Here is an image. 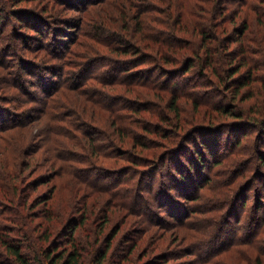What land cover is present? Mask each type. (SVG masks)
<instances>
[{
    "label": "trees",
    "instance_id": "16d2710c",
    "mask_svg": "<svg viewBox=\"0 0 264 264\" xmlns=\"http://www.w3.org/2000/svg\"><path fill=\"white\" fill-rule=\"evenodd\" d=\"M263 41L264 0H0V218L16 223L0 224V264H120L108 240L77 235L113 206L174 223L188 245L176 258L264 264ZM34 127L48 140L32 149ZM43 143L54 176L78 178L60 208V182L36 201L20 192L52 178L24 180L33 157L23 156ZM84 191L99 194L91 215L87 201L73 205ZM23 203L43 204L34 226L44 259L24 250Z\"/></svg>",
    "mask_w": 264,
    "mask_h": 264
},
{
    "label": "rangeland",
    "instance_id": "374dc122",
    "mask_svg": "<svg viewBox=\"0 0 264 264\" xmlns=\"http://www.w3.org/2000/svg\"><path fill=\"white\" fill-rule=\"evenodd\" d=\"M37 2H39V1H37ZM231 2H232V0H231ZM234 5H235V3L233 5H229V8L234 6ZM79 14H81V13L75 12L74 10H71L70 14H67L66 17L70 18L71 20L72 19L76 20L75 17L78 16ZM243 19L244 18H243L242 11H241L238 14V16L236 17V21L240 22ZM251 22H253V21H251ZM263 42H261L260 44H262L264 46ZM263 46H257L259 48L257 50L258 51L256 54L257 56H260L262 54L264 55V47ZM14 64H16L15 59H14ZM24 77H28V76H24ZM29 79H31V78L28 77V80ZM31 80L33 81V79H31ZM215 80L218 81V79H215ZM216 90H218V89H216ZM220 92H222V90ZM226 92L228 93V91H226ZM219 101L220 100L218 99V97H216V102H219ZM225 102H227V101H223V103H225ZM30 103L35 105L33 102H30ZM184 105H186V108L189 107L188 104H184ZM226 120H227V118H226ZM251 126L252 125H249V127H251ZM38 133H39V130L37 129V127H34L33 130L32 129L30 130V135H29L28 139L35 140L34 147L32 149L39 147V145L42 142L48 140L47 134L42 137V140H38L37 138H35ZM45 143H43L44 147L39 148L38 151L31 152V155L25 154L23 156L24 159L31 158L28 156L33 157L31 162H30L29 169L26 170L27 174L25 173L26 175L24 177V180L25 181L31 180L34 176L39 175V174H43V173H47V172H49L48 177L52 176V178L51 179L49 178L50 180L47 182H42L40 184H36V186L34 188H32L31 190H29L27 187H25L23 185V187L20 189V192H22V193L27 192V194L29 193L30 195L28 197L30 199H28V200L36 201V199L33 197H35L38 194H42L44 191L47 190V187H49V185H50V187H53L56 182H58V183L60 182L64 186L59 187L57 189L58 194H56L55 198H53V200H52L53 206L54 207L57 206L60 208L63 205L62 201H65V199L68 198V195H70L74 198V195L70 193V189L77 188L78 184H77V182L72 183L71 181H74L78 178H72L71 175L67 174V172L63 173L62 171H59V173L54 176L55 172L58 169L55 167H51L49 155H53V153L51 151H48V147L45 145ZM261 146H264L262 141L258 147L261 149L262 148ZM219 154L221 155L222 153H219ZM100 179H101V177H100ZM144 179H145V177H144ZM133 183L135 184L134 187L139 186L138 189H140L142 186H144L145 181L139 182L136 180V181H133ZM81 192L82 191H80V193ZM83 195L86 196V198L82 200L81 195H78V197L75 198L77 200L74 202L73 205L75 207L79 206V208H81V210L85 211V208L83 207V205L87 201L88 204L86 207V211L89 212V213H87V215H91L90 212H92V211L96 212L97 206L100 205V200H98V201L96 200V201L92 202L95 198L99 197L98 196L99 194L93 193L89 197L88 192L84 191ZM80 199L82 200V202L80 201ZM20 202H21V200L19 199V203ZM27 203H30V202L28 201ZM184 203H186V202H184ZM33 204H30L29 207H31V205L33 206ZM26 206L28 207V204L25 205L23 203V205H21V207L23 209L22 213L23 214L26 213V216L23 215V218H24L23 224L31 233V236H30L31 239L29 240V237H28L27 239L23 240L24 250L32 258L36 259L38 256H40L41 259H44V257H42V255L40 254L39 247H40V245L45 246L46 243H45V241L37 239V234L39 233V231H41V229H39L37 226H34V225H37L36 223L38 221H41L43 219L42 215H40V216L38 215V213H40L39 208H42L43 204H39L37 206H34L32 208V210H31V208L27 209ZM154 206H156V205L154 204ZM87 208H88V210H87ZM109 209L111 210V211H109L111 217L109 218V220L106 221V223H105L104 216H103L104 211H102L101 207H99L97 215H95L96 213L92 214L94 217L91 221L89 219V221L87 220L88 223H87V221H85V223L81 224L82 230H84V232L82 230H79L77 233V235L78 234L82 235L83 240H84V238L86 240V236H88L87 241L91 245L95 244V242L92 243L93 239L94 240H96L97 238L100 239V241L98 243H96L95 245L101 244L102 238L104 240H108V241H106V243L110 244V247H109L108 252L106 254L107 258L109 257V258H114V259H118V260L123 258L121 261L119 260L121 262L120 264H150V261L152 260V258H154L153 255H156L159 252L165 253L167 251L177 250L176 252H173V254L167 255L166 258L160 259L161 262H159V264L165 262L166 260H167L166 264H180V263L181 264H192V263H194V261L197 262V256H194L193 254H187L185 256H182L181 258H176V256L180 254L179 250H182V248H185L188 245H186L187 244L186 242L183 241L184 242L183 243L182 240L176 239L177 236L175 235V224L174 223H168V224L163 225V226L160 224L161 227L159 226V228H158V226H156V223H158V221L156 219L152 218L153 219L152 222L154 224L153 225V224H151V222H146V221L141 222L142 218L140 216L137 217V215L131 214L130 211L125 210L122 207L120 208L118 206H113V208H109ZM69 211L72 213L73 209H70ZM159 211H161V210H159ZM121 212H127V214H124V215H122V217H120ZM128 212H130V213H128ZM73 214H75V212ZM160 215L162 217H165V220L168 218L167 215L163 216L162 212H160ZM191 221L194 223H196V222L200 223V222H198V218L195 221H193V220H191ZM0 224L1 225H7L10 227H15L16 223H15V221H12L8 218H4V219L0 218ZM86 224H89L88 228H87ZM19 225H22V223L19 222ZM112 225L118 226V228H117L118 231L116 230L117 231V232L115 231L116 233L115 232L111 233V234L109 233L108 236H110V238H108V239L104 238V235H107L108 232H110L109 230H110V227H112ZM33 226L35 228H33ZM137 227L139 228V230L134 232L133 229H137ZM53 236H55V235H53ZM133 237H135V239L136 238L137 239L135 240V239H133ZM89 243H87V242L85 243V245H86V253H85L86 261H88V260L90 261V259L97 257L96 254H93V257L91 256V250H93L94 245L91 246ZM126 243L127 244L130 243V246H126L127 245ZM134 245H135L134 249L130 250L131 246L133 247ZM222 260H224L226 263L227 262V256L222 258ZM217 264H220V262H217Z\"/></svg>",
    "mask_w": 264,
    "mask_h": 264
}]
</instances>
